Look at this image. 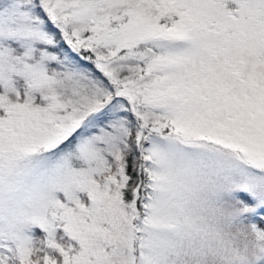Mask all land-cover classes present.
I'll return each mask as SVG.
<instances>
[{
    "label": "snow or ice",
    "instance_id": "6c2138e0",
    "mask_svg": "<svg viewBox=\"0 0 264 264\" xmlns=\"http://www.w3.org/2000/svg\"><path fill=\"white\" fill-rule=\"evenodd\" d=\"M0 264H264V0H0Z\"/></svg>",
    "mask_w": 264,
    "mask_h": 264
}]
</instances>
